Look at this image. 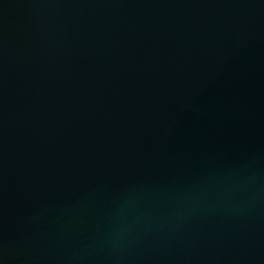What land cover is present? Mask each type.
Returning a JSON list of instances; mask_svg holds the SVG:
<instances>
[{
  "label": "water",
  "instance_id": "95a60500",
  "mask_svg": "<svg viewBox=\"0 0 264 264\" xmlns=\"http://www.w3.org/2000/svg\"><path fill=\"white\" fill-rule=\"evenodd\" d=\"M0 264H264V0H0Z\"/></svg>",
  "mask_w": 264,
  "mask_h": 264
}]
</instances>
